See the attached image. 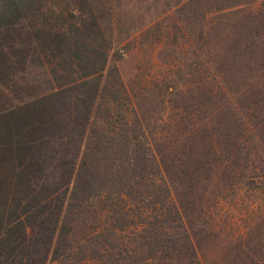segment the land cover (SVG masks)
<instances>
[{"label":"trees","instance_id":"trees-1","mask_svg":"<svg viewBox=\"0 0 264 264\" xmlns=\"http://www.w3.org/2000/svg\"><path fill=\"white\" fill-rule=\"evenodd\" d=\"M213 3L249 6L230 28L216 20L212 30H244L242 77L257 97L244 120L250 147L234 117L190 112L200 85L190 94L167 84L170 104H188L156 121L128 94L115 102L131 112L99 116L100 83L82 73L79 44L43 20L50 0H0V264H208L203 244L230 222L224 204L249 208L244 196L264 176V1ZM108 56L98 55L100 71ZM37 62L51 86L32 95L42 81L25 73ZM182 129L184 141L164 148Z\"/></svg>","mask_w":264,"mask_h":264},{"label":"rangeland","instance_id":"rangeland-1","mask_svg":"<svg viewBox=\"0 0 264 264\" xmlns=\"http://www.w3.org/2000/svg\"><path fill=\"white\" fill-rule=\"evenodd\" d=\"M50 4L43 20L56 32L69 30L68 42L72 48L79 44L84 58L82 73L85 71L92 83H100L96 114L104 116L109 110L131 112L127 101H123L126 105L115 102L117 96L123 100L127 94L144 118L152 121L185 112L190 103V112L199 111L202 117L213 111L234 117L239 122L234 124L240 132L237 136L251 146L252 132L244 129V120L254 112L257 97L248 96L253 88L250 86L248 92L247 80L242 77L246 72L242 57L244 30H212L216 20L223 22V29L242 20L248 5L216 9L213 0H50ZM103 50L109 56L105 70L100 71L101 59L97 58ZM29 70L25 76L42 81L37 88L31 87L30 94L47 91L51 83L39 62ZM172 81L180 82L190 94L196 93L200 85L198 95H191L197 102L191 99L183 104L177 98L178 107L170 104L166 92L172 89L168 86L167 91ZM215 83L224 91L214 93ZM187 132L182 129L169 133L161 140L163 147L184 141ZM258 185L255 192L243 193L252 201L249 208L244 206L240 211L223 203L222 213L230 217V222L225 233L213 235L203 244L208 264H264V176Z\"/></svg>","mask_w":264,"mask_h":264}]
</instances>
